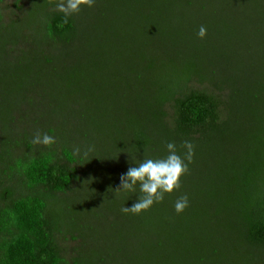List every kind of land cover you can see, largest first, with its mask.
<instances>
[{
	"label": "trees",
	"instance_id": "16d2710c",
	"mask_svg": "<svg viewBox=\"0 0 264 264\" xmlns=\"http://www.w3.org/2000/svg\"><path fill=\"white\" fill-rule=\"evenodd\" d=\"M57 3L34 0L26 25L20 26L21 18L9 25L0 21L3 52L22 45L24 31L31 27L40 36L33 60L53 63L56 57H74L86 9L65 24ZM171 3L167 0V10ZM232 23L228 44L177 47L176 38L154 46L147 40L130 48L124 59L114 57L113 49L94 48L89 60L100 61L103 52V58L114 59V68L124 70L111 75L116 80L112 97L133 88V110L108 104L100 85L108 88L105 81L112 77L97 86L90 80L83 85L86 77L73 65L52 71L51 82L70 96L87 99L81 120L65 110L64 120L57 112H35L30 110L35 97L23 93L28 74L25 68L15 71V88L0 107V264H69L60 236L78 241L70 264L94 259L98 264H112V259L127 264H264V47L244 48L250 38L243 39ZM256 30L263 43L264 30ZM123 75L133 82H119ZM192 82L203 88L193 89ZM37 133L56 142L33 144ZM185 141L194 145L195 154L182 187L141 214L123 213L122 207H131L141 193L137 186L135 192L117 194L121 175L146 158L166 157L168 143H175L183 157ZM77 147L80 155L74 152ZM89 148L93 150L84 158ZM184 195L189 207L177 213L175 203ZM92 217L112 224L105 237L94 231L93 238L112 240L82 254L79 242L86 235L80 223ZM113 218L128 225L124 231ZM182 239L193 245L190 254L183 253L186 263L177 249Z\"/></svg>",
	"mask_w": 264,
	"mask_h": 264
},
{
	"label": "rangeland",
	"instance_id": "374dc122",
	"mask_svg": "<svg viewBox=\"0 0 264 264\" xmlns=\"http://www.w3.org/2000/svg\"><path fill=\"white\" fill-rule=\"evenodd\" d=\"M33 1L0 0L1 23L9 25L21 18L20 26L28 24L30 19H25L28 14L26 11L32 6ZM206 1L210 3H206ZM168 2H172V10H167V0H95L93 7L83 6L81 9L84 11L86 9V16L80 40L76 44L75 56L68 58V60L56 57L53 63L33 60L36 50L35 41L40 38L35 29L29 27L25 30L23 44L17 47H9L6 53L3 52L1 45L5 40L2 31L0 34V107L4 97H6L4 95L10 94L15 88V83L12 82L11 77L18 68H25L24 71L27 72L28 76L22 84L25 87L23 93L33 95L36 101L33 107L29 108L30 110L35 112H40L41 110V112L44 111L47 114L50 112L51 115L57 112L62 119L66 117L64 116L66 115L64 113L65 110L68 111V114L69 112L74 113L72 117L76 116V120L80 121L81 116L79 113L85 115L87 99L85 100L83 96V98L74 95L70 96V94L65 92L64 88L61 90L62 87L59 85L55 88L54 83L52 84L51 82L52 71L63 72L69 66L77 65V72L86 77V80L83 79V85L90 80L91 86H97L104 77H112L109 82L105 81V86L108 88L105 89L102 84L100 85L102 90L107 92L108 104L112 103L114 106L120 104L121 107L127 110H133V101L137 99V95L132 93L136 91L133 88L130 92L124 91L125 96L120 93L119 98L112 97V88H114L116 80L111 75L117 76L120 72L124 74V70L121 66L114 68V59L111 60L105 56L103 58V52L97 56V58L101 59L100 61L89 60V53L94 48H103L105 52H112L113 49L114 57L119 56V58L124 59L127 57L125 55L129 53L130 48L144 45L147 40L150 41L149 44L154 46L166 45L176 38L177 47H188L193 44L199 45V43L207 45L228 44L230 41V33L227 31L229 22H233L230 25L237 33L243 36V39L250 38V40L244 41L242 44L244 48L249 45L264 47V41L261 43L260 39L255 36L257 28L264 30V0H177V3H175V0H168ZM203 6H205V9L201 10ZM211 12H216V15H211L210 17ZM256 19H258L257 23H255ZM201 26L207 29L205 38H200L198 35ZM139 28L142 29V34L136 33ZM151 29H153L152 32H150ZM6 38H8V35H6ZM97 62L99 63L98 66H101V69L104 70L103 72L100 68H97ZM118 81L122 84L133 82L128 75H123V79L119 77ZM190 86L193 89L203 88L198 82H192ZM141 90L145 91L144 89ZM141 90L139 91L140 93ZM105 106L106 104L103 105V107ZM68 119L69 117L67 116L66 120ZM22 149H25V147ZM95 210L100 211V208ZM116 219L113 218V221ZM116 223V226H119L122 231L128 226L124 223L121 224L122 222L119 220H116ZM191 225L193 226L191 231L192 239L195 242L193 235L195 226L192 223ZM110 226H112L111 223L104 224L103 221L97 220L96 217L82 220L80 228L86 236L84 239H80V252L87 254L95 248H104L107 245L106 241L112 240V238L106 239V241L104 238H93L92 232L99 231L101 234L104 233L105 237V231H108ZM180 233L186 235L188 231L181 230ZM208 237L211 238V235H208ZM58 242L70 264V258H73L74 249L77 247L78 241L71 237L66 239L60 236ZM198 242L201 241L197 240L196 243ZM191 243L182 239L177 245V249L182 254L179 255V258H181L180 260L183 263L187 262L183 253L189 252L190 254L192 251L193 245ZM202 243L206 248L207 243ZM110 247H113L111 241L108 246V252L112 251H110ZM104 251L107 252V250ZM99 257L103 258V255L101 254ZM122 262L127 264L123 259H120L119 263L117 259H112V264H122ZM188 262L190 263V260ZM90 264L98 263L94 259L93 261L90 260ZM107 264H111V262H107Z\"/></svg>",
	"mask_w": 264,
	"mask_h": 264
},
{
	"label": "clouds",
	"instance_id": "9594fccd",
	"mask_svg": "<svg viewBox=\"0 0 264 264\" xmlns=\"http://www.w3.org/2000/svg\"><path fill=\"white\" fill-rule=\"evenodd\" d=\"M95 0H58L57 9L64 13V23L68 22L67 18L74 13H78L83 6L93 7ZM63 26V25H61ZM200 38H205L207 29L201 26L198 32ZM55 138L47 133L41 135L37 133L32 140L33 144H43L51 146L55 143ZM187 149L183 157L177 153L175 143H168V155L164 158L152 159L146 158L135 167H129L125 174L120 177V186L115 189L118 194L121 191L135 192L139 186L138 201L131 207L124 206L121 211L125 214H141L149 210L155 203L163 202L166 193H172L182 187V177L189 173V164L193 162L194 145L185 141L182 145ZM89 148L83 153L87 158L88 153L92 151ZM76 155H80V148L74 150ZM102 206V205H101ZM189 207L188 197L181 196L175 203L177 213H182Z\"/></svg>",
	"mask_w": 264,
	"mask_h": 264
}]
</instances>
